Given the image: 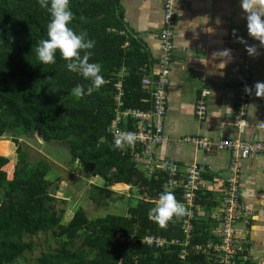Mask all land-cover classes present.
<instances>
[{"label":"trees","instance_id":"16d2710c","mask_svg":"<svg viewBox=\"0 0 264 264\" xmlns=\"http://www.w3.org/2000/svg\"><path fill=\"white\" fill-rule=\"evenodd\" d=\"M69 6V27L95 42L89 62L101 65L105 80L98 91L83 98L73 96L72 89L78 84L87 88L90 82L70 72L59 51L55 63L45 65L37 59L36 47L48 38V11L38 0H0V146L11 142L17 155L14 164L10 156L0 155V264L31 253L35 246L24 239L37 232L50 234L57 248L40 253L35 264H217L218 253L204 248L217 240L211 233V215L201 212L216 206L214 194L206 190L197 193L186 247L155 249L141 243L148 235L185 239V216L174 218L166 228L150 218L160 193L167 191L169 173L155 168L146 176L134 161L141 149H114V137L107 133L114 117L117 75L122 72L125 108H146L148 94L141 80L153 62L126 30L117 0H69ZM28 134L66 145L76 164L102 180V186L90 187L94 204L110 199L113 187L129 186L137 188V202L125 216L89 218L82 207L71 210L65 199L50 192L57 177L49 175L47 164L27 163L19 138ZM170 192L182 203L180 188ZM197 246L202 248L196 250ZM235 264L245 263L237 256Z\"/></svg>","mask_w":264,"mask_h":264},{"label":"crops","instance_id":"0c3cea01","mask_svg":"<svg viewBox=\"0 0 264 264\" xmlns=\"http://www.w3.org/2000/svg\"><path fill=\"white\" fill-rule=\"evenodd\" d=\"M165 0H117L118 9L128 33L139 40L152 60L151 73L157 71L160 55L159 31L162 28ZM174 55L167 89V111L164 134L168 140L157 146L156 161L172 160L184 175L185 168L200 163L209 168L204 175L216 206L201 209L213 215L221 206L224 178L231 162L228 152H203L186 144L187 136L219 139L259 140L264 142V93L257 96L254 85L264 82V46L248 36L245 13L239 0H175ZM239 39V41H236ZM255 46L256 53L246 49ZM228 50L227 55H221ZM247 62L251 94L245 110L246 126L238 128L233 120L237 109L236 89L242 76L241 66ZM221 63L226 64L221 68ZM203 90L207 115L198 120L194 106ZM3 148L7 145L3 144ZM240 205L251 214L247 223L240 219L236 225L237 237L250 241V257L264 264V155L243 160L241 168ZM213 229V228H212Z\"/></svg>","mask_w":264,"mask_h":264},{"label":"built area","instance_id":"2783aa9c","mask_svg":"<svg viewBox=\"0 0 264 264\" xmlns=\"http://www.w3.org/2000/svg\"><path fill=\"white\" fill-rule=\"evenodd\" d=\"M175 0H165L163 4L162 28L159 31V47L160 55L158 57L155 73H149L141 80V85L148 94V107L125 108L123 98L124 91L122 88V72L117 75V79L113 83V114L107 133L114 137L116 132H133L136 134V140L133 146L141 149L140 153H136L134 161L138 167L143 170L146 176H151L154 169H163L160 165H174V172L167 171L169 178L166 181V190L173 191L176 188L181 189L182 203L187 208V215L183 220L182 229L185 233L183 241L179 239H168L166 237H158L148 235L141 239V243L151 248H165L168 246L188 245L189 232L192 229L190 219L193 218L197 206L195 200L197 193L200 191H211L204 175L209 172V168L200 163H192L184 170V175L180 173L179 166L172 160L156 161L153 158L154 150L157 146L168 140L164 134V119L167 111V89L171 85L170 73L173 65L174 55V27L176 21V11L174 9ZM239 41V39H236ZM242 76L236 89L237 109L233 114V120L238 128L246 126L245 110L249 102L251 92L245 89H251L248 77L249 67L246 61L241 66ZM210 94L208 90H203L194 106V114L198 120H204L207 115L205 97ZM259 127L264 129V119L260 122ZM186 144H190L203 152H210L215 149L217 152H228L231 155V162L227 169L221 206L216 213L211 215L215 223L211 233L217 238L215 241L208 242L204 248L213 250L218 253L217 264H235L236 257L245 264H259L250 257L251 246L250 241L246 237L238 238L235 225L242 219L247 223L250 211L245 210L240 205V184H241V168L243 160L251 156L264 155V142L259 140L244 139H219L212 141L203 136H187L183 139ZM164 170V169H163ZM177 178H182L180 182ZM204 216H206L203 213ZM121 240H124L121 238ZM200 250L202 247H195ZM264 252V246H263ZM185 250H181L180 258L183 259ZM264 261V257L262 258Z\"/></svg>","mask_w":264,"mask_h":264},{"label":"clouds","instance_id":"9594fccd","mask_svg":"<svg viewBox=\"0 0 264 264\" xmlns=\"http://www.w3.org/2000/svg\"><path fill=\"white\" fill-rule=\"evenodd\" d=\"M241 10L245 13L244 19L248 36L264 46V0H239ZM41 8L48 11L50 22L47 26V39L41 40L36 47L37 59L41 64L55 63V54L59 51L61 59L66 61V67L70 72H78L84 80L89 81L87 88L78 84L72 89V95L83 98L91 96L105 83L99 63H90L91 49L95 42L87 39V33L77 34L69 25L73 19L69 0H38ZM249 55L256 53L255 46L246 49ZM83 52V56H81ZM225 50L221 55H227ZM221 68L226 64L221 63ZM256 95L264 93V82L254 85ZM246 92L251 89L246 88ZM136 134L133 132H116L114 134V149L124 150L126 146L135 143ZM164 170L174 172V165H160ZM151 216L161 228H166L174 218L179 219L187 215L185 205L177 201L175 195L170 191L161 192L155 206L150 210Z\"/></svg>","mask_w":264,"mask_h":264},{"label":"rangeland","instance_id":"374dc122","mask_svg":"<svg viewBox=\"0 0 264 264\" xmlns=\"http://www.w3.org/2000/svg\"><path fill=\"white\" fill-rule=\"evenodd\" d=\"M19 140L21 152L25 154L28 164L32 165L42 160L50 168L49 175L57 177L50 192L57 198L65 199L71 205V210L82 207L89 218L104 217L108 213L125 216L127 208L137 202L139 198L137 188L129 186L124 189L113 187L114 194L110 199L103 200L100 206L94 204L90 197V187L102 186L103 182L92 177L86 167L76 164L70 158L66 145L57 141L43 142L29 134L21 136ZM8 143H4L7 148H3V144L0 146V155L10 156L14 164L17 159L16 148L11 142ZM24 240L32 243L35 249L12 264H35V259L40 253L57 248L50 234L42 232L29 235Z\"/></svg>","mask_w":264,"mask_h":264}]
</instances>
